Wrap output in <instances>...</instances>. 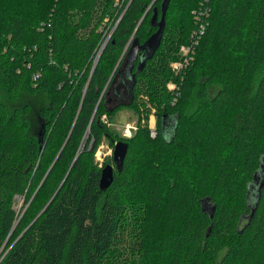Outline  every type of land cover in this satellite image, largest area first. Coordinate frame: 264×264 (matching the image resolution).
Instances as JSON below:
<instances>
[{
	"label": "trees",
	"instance_id": "trees-1",
	"mask_svg": "<svg viewBox=\"0 0 264 264\" xmlns=\"http://www.w3.org/2000/svg\"><path fill=\"white\" fill-rule=\"evenodd\" d=\"M161 1L0 0V247L13 232L0 264H264V0H207L180 73L202 0H170L159 46L132 68L133 100L109 104ZM38 91L40 141L30 103L10 102ZM123 106L137 114L128 136L108 125ZM102 137L128 141L106 189ZM32 193L25 221L13 197Z\"/></svg>",
	"mask_w": 264,
	"mask_h": 264
},
{
	"label": "water",
	"instance_id": "water-1",
	"mask_svg": "<svg viewBox=\"0 0 264 264\" xmlns=\"http://www.w3.org/2000/svg\"><path fill=\"white\" fill-rule=\"evenodd\" d=\"M154 1V0H153ZM170 0H162L160 4V10L161 15L159 20L155 21V24L157 25V28L152 31L149 36L145 39V41H140L135 36L131 42L127 45V50L125 52V60L122 64V66L119 68L117 74H119V80L116 82V84L113 86V93L118 98H125V100L130 103L133 100V92H132V82L133 81V72L132 68L135 64V61L137 60V67L140 69L142 67L146 60L152 56V53L154 50L159 46L161 42V36L164 29V23H165V14H166V8L168 6ZM154 14L153 19L157 17V11L156 7L153 8ZM132 83H128V79ZM163 130L165 134L172 133V125L169 124V120H166V117L164 116L162 118ZM42 139V133H40L39 141ZM128 147V141L122 140V139H116L114 140L113 147H112V162L111 163H105L101 167V176L99 179V184L101 185L102 189H106L109 187L111 180L113 178V171L114 167L120 171L121 166L123 164V161L125 159V153ZM263 165V164H262ZM259 174V173H258ZM256 175V172L254 173V177ZM257 178V177H256ZM263 182V181H262ZM262 184V183H261ZM261 184L258 188H260ZM254 208L252 209L253 212ZM251 212V213H252Z\"/></svg>",
	"mask_w": 264,
	"mask_h": 264
},
{
	"label": "rangeland",
	"instance_id": "rangeland-1",
	"mask_svg": "<svg viewBox=\"0 0 264 264\" xmlns=\"http://www.w3.org/2000/svg\"><path fill=\"white\" fill-rule=\"evenodd\" d=\"M103 45L104 44H102L100 50H102ZM181 48H183V46ZM116 80L118 81L119 79H116ZM170 82L171 81H168V83ZM3 94L4 92L0 90L1 97L4 96ZM24 101H28L31 105V110L29 113V119L31 121V129L39 139L40 132H41V121H40V116L38 115V108L41 104L48 103L46 92L38 91L37 93H34V94L23 92V94L19 96V98L10 100V102H12L11 104L13 105L22 104ZM111 102L112 101H110L109 104ZM102 117L106 118V113L103 114ZM136 120H137V114L135 113V111H133L132 108L128 106H123L115 110V114L113 115V117L109 118L108 120V125L111 126V128L114 131H116L118 135L128 136V135H131L136 129V126H137ZM148 125L150 127V130L152 128H155V129L157 128L156 114L153 108L149 114ZM99 141L100 142L96 148V151L94 152V160L96 161L97 165H102L104 163H111L112 158L110 159V157L112 156L111 152H112L113 145L109 143L107 139L104 137H102ZM33 194L34 193H32L29 197H25L24 195H21V194H15L13 197V205L16 209L17 215L20 217L24 215L25 221H28L30 218H32L33 214L37 210V203H34L33 205H31V202H32L31 197L33 196ZM29 206H31L30 209H29ZM12 235H13V232L8 236L7 240L2 244V246L0 247V251L4 248V246L7 244V241L12 237Z\"/></svg>",
	"mask_w": 264,
	"mask_h": 264
},
{
	"label": "built area",
	"instance_id": "built-area-1",
	"mask_svg": "<svg viewBox=\"0 0 264 264\" xmlns=\"http://www.w3.org/2000/svg\"><path fill=\"white\" fill-rule=\"evenodd\" d=\"M194 20L196 23V27L192 30L190 34V40L187 44H183V48L180 47V55L177 59L173 60L171 65L176 73H180L185 66L193 59L194 51L196 49L197 44L200 41L201 35L204 33L209 20L210 15V5H208L207 0H202L201 4L195 8ZM170 88L176 87V82L172 81L168 83ZM156 133V129L152 128L150 130V134L154 135Z\"/></svg>",
	"mask_w": 264,
	"mask_h": 264
},
{
	"label": "flooded vegetation",
	"instance_id": "flooded-vegetation-1",
	"mask_svg": "<svg viewBox=\"0 0 264 264\" xmlns=\"http://www.w3.org/2000/svg\"><path fill=\"white\" fill-rule=\"evenodd\" d=\"M136 62H137V60H136ZM133 72V71H132ZM118 79H119V76H118ZM128 80V83H129V78L127 79ZM116 84V82L114 83V85ZM114 99H112V102H116V101H120V100H125V98L123 97V98H118V97H116L115 95H114V97H113Z\"/></svg>",
	"mask_w": 264,
	"mask_h": 264
}]
</instances>
